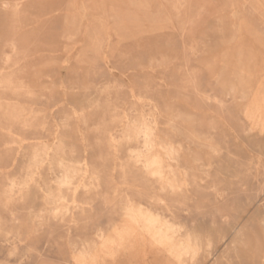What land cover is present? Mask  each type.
I'll return each mask as SVG.
<instances>
[{
    "label": "rangeland",
    "instance_id": "1",
    "mask_svg": "<svg viewBox=\"0 0 264 264\" xmlns=\"http://www.w3.org/2000/svg\"><path fill=\"white\" fill-rule=\"evenodd\" d=\"M263 126L264 0H0V264H264Z\"/></svg>",
    "mask_w": 264,
    "mask_h": 264
},
{
    "label": "bare ground",
    "instance_id": "2",
    "mask_svg": "<svg viewBox=\"0 0 264 264\" xmlns=\"http://www.w3.org/2000/svg\"><path fill=\"white\" fill-rule=\"evenodd\" d=\"M6 2V1H5ZM6 4V3H5ZM40 24V23H39ZM208 53V52H207ZM235 53H237V51L235 52ZM24 57V56H23ZM71 57H73V56H71ZM239 57V56H238ZM27 59V58H26ZM238 62V61H237ZM71 63V62H70ZM19 65V64H18ZM17 67V66H16ZM151 69V68H150ZM114 70V69H113ZM7 71V70H6ZM10 71V70H9ZM131 71V70H130ZM246 73V72H245ZM225 77V76H224ZM227 81H229V79H226ZM232 80V79H231ZM229 83V82H228ZM167 85V84H166ZM65 86V85H64ZM245 93V92H244ZM230 94V93H229ZM246 94V93H245ZM247 95V94H246ZM135 96V95H134ZM67 97V96H66ZM140 98V97H139ZM244 98V97H243ZM143 99V98H142ZM149 101V100H148ZM152 101V100H151ZM64 102V101H63ZM260 104V103H259ZM258 104V107L260 106ZM61 105H62V103H61ZM56 107H58V106H56ZM261 107V106H260ZM55 109V108H54ZM126 109V108H125ZM53 110V109H52ZM51 110V111H52ZM74 110V109H73ZM261 110V109H260ZM76 112H78V111H76ZM75 111H74V113H76ZM87 112V111H86ZM257 112V111H256ZM53 113V112H52ZM155 115V114H154ZM260 115V114H259ZM76 118V117H75ZM144 120H145V118H144ZM174 121V120H173ZM177 121V120H176ZM182 121V120H181ZM146 122V121H145ZM144 122V123H145ZM226 122V121H225ZM123 124V123H122ZM125 124V123H124ZM133 124V123H132ZM145 124H147V123H145ZM67 126V125H66ZM125 126V125H124ZM123 126V127H124ZM133 126V125H132ZM154 126H155V124H154ZM78 127V126H77ZM264 127V126H263ZM126 129H125V133H124V136L125 137H127V138H130L131 136H136L137 135V132H135L134 130H132V128H131V122H128L127 124H126V127H125ZM149 128L151 129V126H149ZM59 129H61V128H59ZM65 129H66V127H65ZM155 130V129H154ZM157 130V129H156ZM87 132V131H86ZM140 132H142V134L145 136V145H148V134L150 133V130H148V127L147 126H143L141 129H140ZM152 132V131H151ZM154 132V131H153ZM80 133V132H79ZM156 133V132H155ZM11 134H13V133H11ZM82 135H83V133H82ZM112 135V134H111ZM147 137V138H146ZM156 137V136H155ZM40 141V140H39ZM114 141V140H113ZM27 142V141H26ZM118 142V141H117ZM56 143V142H55ZM170 143V142H169ZM150 144V143H149ZM154 144H155V141H154ZM188 144V143H187ZM208 144V143H207ZM23 145V144H22ZM116 146V145H115ZM150 146H151V144H150ZM173 146V145H172ZM191 146V145H190ZM155 147V146H154ZM195 149V148H194ZM150 151H152V150H150ZM149 151V153H151ZM153 151H155L156 152V150H153ZM152 151V152H153ZM55 152V151H54ZM116 152V151H115ZM154 152V153H155ZM165 151H163V153H164ZM19 153V152H18ZM169 153V152H168ZM56 154V153H55ZM165 154V153H164ZM159 155V154H158ZM161 155V154H160ZM168 155V154H167ZM48 156V155H47ZM53 156H54V154H53ZM157 156V155H156ZM155 156V157H156ZM59 157V156H58ZM54 158H57V157H55L54 156ZM139 158V157H138ZM154 158V157H153ZM156 158H158V157H156ZM166 158V157H165ZM48 159H49V156H48ZM155 159V158H154ZM163 159V158H162ZM62 160H63V158H62ZM50 162H52V161H50ZM67 162V161H66ZM165 162H167V160L165 161ZM45 163V162H44ZM61 163V162H60ZM67 163H69V162H67ZM68 165V164H67ZM77 165V164H76ZM75 165V166H76ZM79 165V164H78ZM148 165V164H147ZM167 165V164H166ZM60 166H62V165H60ZM80 166V165H79ZM161 166V165H160ZM169 166V165H168ZM81 167V166H80ZM167 167V166H166ZM78 168V167H77ZM82 168V167H81ZM87 168V167H86ZM70 169V168H69ZM88 169V168H87ZM87 169H85V170H87ZM160 170H161V168H159ZM168 169V168H167ZM3 170V169H2ZM9 171V170H8ZM88 171V170H87ZM168 171V170H167ZM69 172H72L71 170L69 171ZM74 172V171H73ZM89 173V172H88ZM87 173V174H88ZM168 174H169V172H167ZM166 173V174H167ZM72 174V173H71ZM167 174V175H168ZM72 176V175H71ZM70 176V177H71ZM84 176V175H83ZM68 177V176H67ZM75 177V176H74ZM166 177H168V176H166ZM84 178V177H83ZM165 180V179H164ZM71 185V184H70ZM79 185V184H78ZM28 186V185H27ZM64 186V185H63ZM75 190H76V188H75ZM78 190V189H77ZM77 192V191H76ZM49 197H50V193H49V196H48V199H49ZM62 200H64V199H62ZM66 200V199H65ZM60 203V202H59ZM76 204V203H75ZM136 214V213H135ZM137 215V214H136ZM139 218V217H138ZM136 219H137V217H136ZM138 222V221H137ZM172 227V226H171ZM132 228V227H131ZM118 229V228H117ZM128 230H126V232H127ZM121 232V234H122V230L120 231ZM129 232V231H128ZM127 232V233H128ZM129 235V234H128ZM68 241V240H67ZM124 241V240H123ZM85 254V253H84ZM84 254H82V256H84L85 257V255ZM198 257V256H197ZM205 264V263H204Z\"/></svg>",
    "mask_w": 264,
    "mask_h": 264
}]
</instances>
